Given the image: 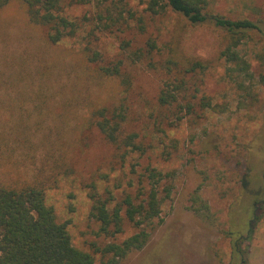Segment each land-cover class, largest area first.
Masks as SVG:
<instances>
[{
	"label": "rangeland",
	"instance_id": "1",
	"mask_svg": "<svg viewBox=\"0 0 264 264\" xmlns=\"http://www.w3.org/2000/svg\"><path fill=\"white\" fill-rule=\"evenodd\" d=\"M147 2L61 0L76 32L56 44L46 27L29 21L22 0L0 10V184L42 185L72 245L102 264L108 256L98 249L138 230L124 221L121 234L101 231L93 205L105 202L110 210L127 196L142 198L146 169H156L171 185L161 204L163 222L142 250L118 264H228L224 231L231 212L247 219L245 207L264 200V85L246 98L227 78L218 28L191 24L170 10L152 16ZM206 12L248 19L264 32V0H209ZM238 50L257 81L263 36L251 33ZM194 62L206 68L180 72ZM116 66L118 76L101 70ZM175 78L186 80L194 106L205 95L227 111L187 115L179 103L161 107L159 92ZM102 108L122 112L119 140L135 135L140 150L104 139L95 126ZM197 189L208 217L195 202ZM237 228L243 238L246 229ZM247 260L264 264V216L253 227Z\"/></svg>",
	"mask_w": 264,
	"mask_h": 264
},
{
	"label": "trees",
	"instance_id": "2",
	"mask_svg": "<svg viewBox=\"0 0 264 264\" xmlns=\"http://www.w3.org/2000/svg\"><path fill=\"white\" fill-rule=\"evenodd\" d=\"M9 2L10 0H0V10ZM22 3L29 21L47 28L48 40L52 44L76 32L75 23L62 15L61 0H22ZM208 6L209 0H148L146 11L152 16H158L170 10L191 24L197 25L208 21L218 28L225 41L219 56L227 65V78L246 98L252 99L255 96L254 86L264 85V51L255 56L262 67V72L256 81L249 62L240 54L238 48L251 33L256 32L264 38V32L258 24L248 19L230 20L219 15H208L206 12ZM151 47L154 48V44H151ZM186 66L188 67L180 68V72L185 75L206 68L201 62L187 63ZM101 70L105 75H119L117 66ZM187 90V82L183 78L167 81L159 92L157 103L161 107H170L179 103V112H185L187 115L196 114V111L223 114L228 109L223 103H212L205 95L197 97L196 106L198 105L199 109H195L196 106L187 99ZM95 116V126L104 139L112 144H122L119 140L125 119L122 112H109L102 108L95 113ZM182 119L183 117H177L178 121ZM135 138V135L128 136L122 145L125 148L131 146L140 150V145L134 141ZM167 179H169L168 175L149 168L146 169V186L140 194L142 198L137 196L133 199L127 196L121 206L110 210L106 208L105 202L96 201L92 210L101 223V231L112 236L121 234L124 221L138 230L120 242L108 243L102 249H98L103 258L108 256V262L102 264H118L130 253L145 247L153 230L163 222L160 217L161 204L171 193V185L166 184ZM258 186L255 185V188ZM245 193L243 198L252 197L250 193ZM45 195L46 189L40 184L25 183L18 186L0 184V264H97L90 253L80 251L72 245L67 223L56 221L53 209L46 205ZM197 201L201 203L200 210H207L205 215L208 217V207L200 201L199 189L195 193V202ZM245 209L249 210L247 219L241 218L243 214L233 218L231 212L229 227L224 231L231 250L228 264H247L253 227L264 216V200L255 202L253 206H247ZM122 211L124 218L120 215ZM242 225L247 231L243 238L240 237L243 231L237 228ZM218 264L224 263L219 261Z\"/></svg>",
	"mask_w": 264,
	"mask_h": 264
}]
</instances>
